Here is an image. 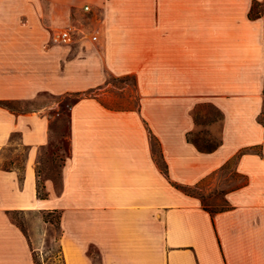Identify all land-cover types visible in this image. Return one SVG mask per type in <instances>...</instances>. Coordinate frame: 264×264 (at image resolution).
Instances as JSON below:
<instances>
[{
  "label": "crops",
  "instance_id": "obj_1",
  "mask_svg": "<svg viewBox=\"0 0 264 264\" xmlns=\"http://www.w3.org/2000/svg\"><path fill=\"white\" fill-rule=\"evenodd\" d=\"M257 3L264 0H0V50L12 51L0 54L1 100L95 89L70 107L61 189L44 179V198L40 165L55 107H0V264H35V254L48 262L54 223L24 230L9 217L15 211L60 212L62 264H264V10L250 17ZM86 5L101 43L86 46L84 58L52 35ZM127 73L137 76L139 105L104 102L102 85ZM206 101L222 115L212 151L191 139L195 105ZM13 146L26 147L23 159L3 155ZM244 148L235 169L247 183L226 194L228 209L212 215L170 181L194 185Z\"/></svg>",
  "mask_w": 264,
  "mask_h": 264
},
{
  "label": "rangeland",
  "instance_id": "obj_2",
  "mask_svg": "<svg viewBox=\"0 0 264 264\" xmlns=\"http://www.w3.org/2000/svg\"><path fill=\"white\" fill-rule=\"evenodd\" d=\"M264 9L263 5L257 10ZM92 7L86 9L85 6L80 7L77 14L74 18L69 20H63V22L55 23V29L63 28L67 25H72L77 27V29L86 30L88 32L97 31L94 25L95 19L91 18L93 13ZM51 33L53 32L52 29ZM87 33V32H86ZM82 31H77L75 34L77 38L81 37ZM84 36V35H82ZM90 35H87L85 39L78 40L75 43H57L58 46H65L69 49L71 55H80L86 57L88 52L84 49L86 46H100L101 42H91ZM26 39V38H25ZM23 39V40H25ZM22 40V41H23ZM53 41V40H52ZM54 42V41H53ZM12 53L6 50H0V54L5 56L6 54ZM0 58H6L0 56ZM105 90L108 91L106 95H100V98L112 105L120 106H137L140 102V96L138 93V79L135 74L127 73L122 75H117L110 80ZM93 90L88 89L81 92H68L60 96H50L48 94H41L40 96L32 99H22V100H10V105L12 109L0 105V107L5 110L4 113H8V110L14 113H20L24 111L41 109L43 107H50L53 105L55 108L48 111L50 118V125L52 128V140L50 143L44 147L42 155V163L40 165V171L42 173V181L46 178H51L54 180L56 185V190L60 191L61 189V169L66 160L67 156L70 153L69 146V112L71 105L80 97H85L89 95H94ZM104 90V89H102ZM98 91V90H97ZM195 115L199 123L198 128L193 132L191 139L196 140L201 147L205 149L214 148L221 140V113L216 109L215 104L212 102L206 101L198 103L195 105ZM263 118V115L260 116ZM14 139L18 138V134L13 135ZM155 144V143H154ZM155 146V145H154ZM254 150H257L255 148ZM27 152L26 147H21L17 150H14V146L4 150L2 153L4 156H18V158L23 159ZM242 154V150L238 152L230 161L225 163L223 167L214 171L208 175L204 180L200 188L192 187L191 191L196 194L204 195L206 202L210 204L211 208L223 207L226 206V194L234 189L239 187L244 183L245 176L238 173L235 169L236 161L238 156ZM159 157V156H158ZM159 159V158H158ZM174 181V180H173ZM179 184H184L175 180ZM185 185V184H184ZM58 212L53 211H44L40 213L39 211H29V212H19L15 211L9 214L11 220L16 222L18 225L23 227L24 230L28 228L38 230L37 232L42 233V219L54 221V225L48 229L47 237L49 239L48 247L46 248L47 253L45 258L48 259L47 264H62V260L58 255V245L56 239L60 233V227L56 223L58 217ZM5 216L0 215V222L6 220ZM37 256V264H44L42 257L39 254Z\"/></svg>",
  "mask_w": 264,
  "mask_h": 264
},
{
  "label": "trees",
  "instance_id": "obj_3",
  "mask_svg": "<svg viewBox=\"0 0 264 264\" xmlns=\"http://www.w3.org/2000/svg\"><path fill=\"white\" fill-rule=\"evenodd\" d=\"M257 5H258V8H260V6H259L258 3H257V4H254V6L252 7V10H251V12H250V17H256V16H259V15L262 13V11L264 10V9H263V10H262V9L257 10ZM10 103H11L10 100H1V99H0V105L6 106V107L12 109V106L10 105ZM148 130H149V134H150V137H151V139H152V142L156 144L157 139H156L154 133L152 132V130H151L149 127H148ZM192 140L194 141V143L196 144V146L198 147V149L201 150V151H212V150L215 149V147H216V146H215V147L212 148V149H205V148L201 147V145H200L196 140H194V139H192ZM155 144H154V145H155ZM245 150H247V149H246V148L242 149V153H243ZM157 156H159V157H158V158H159V159H158V163H159V165H160L161 170H162V171H163V172L169 177L168 165H167L166 161L164 160V158H163V156H162V154H161V150H160V148L158 149ZM64 162H65V161H64ZM205 178H206V177H205ZM205 178L201 179L199 182H197V183L194 184V185H188V184H185V185L183 184V185H182V184H179V183H177V182H175V181H173V180H170V181H171V183H172L176 188H178V189L184 191L185 193H187V194H189V195H193V196L198 197V198L201 200V203H202V206L204 207V209L208 210L212 215L215 214V213H217V212H220V211H223V210H225V209H228V208L230 207V204H229V202H228L227 199H226V201H227L226 206H223V207H216V208L213 209V208L210 207V204L206 202V199H205L204 195L196 194V193H193V192L191 191V188H192V187L200 188L201 185H202V183H203V180H204ZM245 179H246V180L244 181V183H243L242 185H240V186H243V185H245V184L247 183V178L245 177ZM240 186H239V187H240ZM237 188H238V187H237ZM234 189H235V188H234ZM38 195H39L40 197H42V198L48 196V192L45 190V188H44V183H43V181H42L41 179H40V182H39V184H38ZM53 212H57V211H53ZM58 213H59V215H58V217H57V219H56V223L59 225L61 215H60V212H58ZM45 220H46V221H51V222L54 223V221H52V220H47V219H45ZM34 259H35V264H37V256H36V254L34 255Z\"/></svg>",
  "mask_w": 264,
  "mask_h": 264
},
{
  "label": "built area",
  "instance_id": "obj_4",
  "mask_svg": "<svg viewBox=\"0 0 264 264\" xmlns=\"http://www.w3.org/2000/svg\"><path fill=\"white\" fill-rule=\"evenodd\" d=\"M86 9H90L89 5L85 6ZM77 31H80L79 29H77V27L72 26V25H67L63 28H57L55 29L53 35H52V39L54 42L57 43H72L74 42L77 37H76V33ZM83 35L86 37L87 35H90V39L92 41H97L99 39V34H97L96 32H91V33H84L82 32Z\"/></svg>",
  "mask_w": 264,
  "mask_h": 264
}]
</instances>
